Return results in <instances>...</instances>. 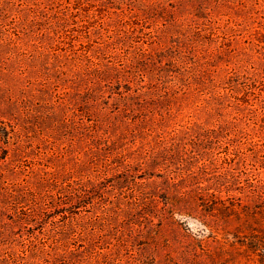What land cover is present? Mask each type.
I'll use <instances>...</instances> for the list:
<instances>
[{
	"label": "rangeland",
	"instance_id": "1",
	"mask_svg": "<svg viewBox=\"0 0 264 264\" xmlns=\"http://www.w3.org/2000/svg\"><path fill=\"white\" fill-rule=\"evenodd\" d=\"M264 0H0V264H261Z\"/></svg>",
	"mask_w": 264,
	"mask_h": 264
},
{
	"label": "trees",
	"instance_id": "2",
	"mask_svg": "<svg viewBox=\"0 0 264 264\" xmlns=\"http://www.w3.org/2000/svg\"><path fill=\"white\" fill-rule=\"evenodd\" d=\"M253 248L255 251H262L261 264H264V237L255 236L253 240Z\"/></svg>",
	"mask_w": 264,
	"mask_h": 264
}]
</instances>
